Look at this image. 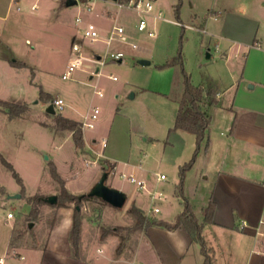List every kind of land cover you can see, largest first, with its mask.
<instances>
[{
    "label": "rangeland",
    "instance_id": "1",
    "mask_svg": "<svg viewBox=\"0 0 264 264\" xmlns=\"http://www.w3.org/2000/svg\"><path fill=\"white\" fill-rule=\"evenodd\" d=\"M223 2L152 0V12L160 11L161 18L147 15L146 30L137 31L135 12L120 5L119 0H76L69 6L65 0H0V99L19 105L13 117L0 107V157L11 164L21 179L19 183L0 159V256L18 253L7 249L9 245L23 246V250L42 248L51 227L59 221L57 211L61 207L42 200L61 194V185L50 175V161L64 180V187L72 193H88L102 178L103 167H108L105 184L125 194L121 207H114L96 196L81 201V251L95 254V249L100 247L102 253H112L109 240L103 237L113 233L118 242L119 235L124 237V247L119 254L131 262L140 239H147V243L163 241L160 232L163 229L157 226L132 229L134 217L130 209L135 206L142 209L146 217L171 220L183 208V199L176 190L180 167L191 159V165L184 172L183 193L197 219H202L201 207L206 204L203 194L206 190L210 192V182L203 179L206 160L210 158L205 151V140L194 156L195 136L178 131L181 137H177L171 131L175 130L172 127L184 87L183 71L195 85H210L216 89L215 82L220 86L228 80L229 63L220 56L224 49L219 39L222 19L217 15L214 19L210 12L211 9L218 11ZM227 4L238 15L230 21L236 25L234 32L242 35L249 32L251 37L257 32L256 37L264 41V0H227ZM176 5L178 17L174 12ZM88 6L91 10H87ZM76 16L80 17L79 22L75 21ZM87 22L95 25L99 38L93 42L81 41L86 59L81 68L63 79L61 75L66 69L71 42L73 38L76 41L81 38ZM115 24L124 28L127 43L121 44V49L125 45L129 49L120 62L104 56L107 49L118 48L113 45L115 42H104ZM147 30L154 31V35L149 36ZM131 43L135 48H130ZM206 52L211 54L210 58H206ZM139 55L146 56L142 58L150 63H137ZM96 56L101 57V62L96 65L95 73ZM174 57L179 58L180 63L167 64ZM14 62L25 65L17 66ZM96 90H100L102 96H97ZM40 91L53 98L60 97L65 103L63 108L55 110L54 114L46 112L50 102L40 99ZM131 92L133 97L129 98ZM92 107L98 109L94 119L89 118ZM58 115L80 121L84 153L77 151L69 130L57 128L55 117ZM215 120L211 130L218 135L224 124L219 121L220 116ZM83 121H91L93 127L82 126ZM102 137L105 140L101 151ZM92 138L96 143H92ZM92 150L102 152L104 157L95 158ZM123 160L140 164L151 182L155 174L163 173L166 178L154 188L160 190L163 197L152 198L145 190L138 189L135 182L121 177L122 172L130 173ZM64 203L70 209L75 204ZM152 205L158 206L159 212H150ZM8 212L10 217H7ZM27 222H34V226L26 228ZM146 249L142 244L143 264L150 263ZM115 251L113 256L117 255ZM13 261L16 260L6 258L4 264ZM201 262L199 245L192 242L182 264ZM133 264L140 263L135 260ZM218 264H223L219 257Z\"/></svg>",
    "mask_w": 264,
    "mask_h": 264
},
{
    "label": "crops",
    "instance_id": "2",
    "mask_svg": "<svg viewBox=\"0 0 264 264\" xmlns=\"http://www.w3.org/2000/svg\"><path fill=\"white\" fill-rule=\"evenodd\" d=\"M218 7V11L211 9L210 12L214 19L216 15L222 19L219 39L224 49L220 56L229 63V68L228 80L220 86L214 83V86L217 85L219 103L212 109V123L207 131L208 145L205 151L211 159L206 160L203 179L210 182V192L206 190L203 195L206 204L209 198L214 201L215 208L212 220L204 224L202 234L207 245L213 249V264H218V257L223 264H264V236L257 234L251 227L257 225L264 206V41L261 37H256L257 32L252 37L249 32L243 35L234 32L236 25L230 21L238 15L232 12L227 0ZM113 45L124 52L129 50L127 45L124 49H121L119 43ZM234 48V60L231 62L230 56ZM217 116H220L219 121L224 124V129L218 135L211 130L217 122ZM178 131L184 134L188 132L175 129L171 134L181 137L180 133H176ZM104 140L102 137L99 141L101 151V142ZM91 141L96 143L94 138ZM91 152L95 153V158L97 155L104 157L102 152ZM106 160L109 162L107 158ZM122 163L130 168L129 174L137 175L136 179L144 180L148 187L154 189L161 182L156 177L151 182L140 164H129L127 160ZM112 165L114 169L115 162ZM57 214L60 216L59 221L51 227L42 248L29 247L23 250V246L9 245L7 249H15L23 255L22 260L8 256L7 259L16 260L10 264H133L135 260L143 264L140 254L142 244L147 246V253H144L149 255L150 263L182 264L192 244L184 228L167 230L159 227L163 229L160 230L164 236L163 241L147 243V239H140L138 249L133 253L131 262H128L121 254L113 256L118 240L112 233L103 237L109 240L112 253H102L100 247L95 249V254L80 250V258L77 259L71 256L68 240L72 209L61 207ZM243 221L246 226H241Z\"/></svg>",
    "mask_w": 264,
    "mask_h": 264
},
{
    "label": "trees",
    "instance_id": "3",
    "mask_svg": "<svg viewBox=\"0 0 264 264\" xmlns=\"http://www.w3.org/2000/svg\"><path fill=\"white\" fill-rule=\"evenodd\" d=\"M126 0H119L123 2ZM175 15L178 17V6L174 8ZM179 57V56H178ZM180 63L179 58L175 60L171 58L167 64L174 65ZM17 66L25 65L23 62H14ZM183 91L179 100L175 120L173 127L174 129H181L192 133L195 136L196 149L194 151V156L200 147V144L205 140V150L207 149V131L212 123V109L218 106L217 90L210 85L198 84L195 85L190 82L189 75L183 71ZM40 99L45 102H51L53 97L44 92L40 91ZM0 107L9 117L17 115L15 108L19 107L16 103L1 100ZM56 126L58 129L69 130L71 137L73 139L74 145L79 153H84V139L83 133L79 128V121L58 115L55 117ZM78 126L77 129H75ZM1 162L11 170L12 174L15 176L16 180L21 183V179L16 171L13 170L11 164L6 162L2 157H0ZM193 159L190 162L180 167V178L178 185L176 187L177 195L181 196L183 199V208L180 210L172 220H164L156 217H146L144 213L137 207L133 206L130 209V213L134 217V224L132 229H140L145 226H157L167 230H173L176 228H184L188 233L190 240L199 245V250L202 255L201 264H213L214 254L212 247L207 245V242L202 234V229L205 223H209L212 220V213L215 208V203L210 198L205 206L201 208L202 219L198 220L196 213L189 200L185 197L183 193V178L184 172L191 165ZM103 171L108 172V167H103ZM49 172L52 179L56 180L61 185V194L57 197L56 202L53 204L57 207L67 206L64 202H74L72 208V218L71 225L69 228L68 240L71 247V256L73 258H80L79 250V232L81 218L80 213V203L83 199H89L94 196H88L86 193L75 194L68 191L64 187V180L60 177L56 170V167L52 161L49 162ZM33 198V197H31ZM42 197H36V199H41ZM44 201V198H42ZM119 242L116 246V254L122 251L124 247L123 241L125 240L123 236L119 235Z\"/></svg>",
    "mask_w": 264,
    "mask_h": 264
},
{
    "label": "built area",
    "instance_id": "4",
    "mask_svg": "<svg viewBox=\"0 0 264 264\" xmlns=\"http://www.w3.org/2000/svg\"><path fill=\"white\" fill-rule=\"evenodd\" d=\"M119 4L135 12L137 16L136 22H135V28L137 31L146 30L147 28L146 16L147 15L153 17L154 19L161 18L160 11H157L155 13L152 12L153 11L152 0H126L123 3L119 2ZM87 10H91V6H88ZM75 21L79 22L80 17L76 16ZM147 34L149 36H153L154 31L147 30ZM98 38H99V34H98V30L96 29L95 25L92 22L85 23L82 28L81 38L78 41H76V39L73 38L71 42L70 52H69L67 63H66V69L61 75L63 79L68 78L74 70L81 68L83 60L86 59V57L84 56L82 52L81 41L83 39H86L90 42H93V41L98 40ZM104 42L106 44H111L112 42L119 43V44H126L127 41H126V37L124 34L123 26L119 24L113 25L107 38L104 40ZM129 46L130 48H135V44L133 43H131ZM104 56L106 58H110L118 62V60L122 61V59L125 56V52L119 49H114V50L107 49L104 53ZM100 59H101L100 56H96V59L93 60L95 69L98 68V66L96 65L98 64V62L99 63L101 62ZM95 69H94V72H95ZM111 78L114 80L115 76H111ZM95 94L97 96H102V92L100 90H96ZM50 103L52 104L54 110H61L65 104L64 101L60 97L53 98ZM97 113H98L97 107H92L90 114H89V118L90 119L96 118ZM82 126L91 128L93 127V123L91 121H83ZM101 145L102 146L104 145V141L101 142ZM120 176L123 178L127 177L131 182H135L137 184L138 189L145 190L149 195L152 196V198H156L160 200L163 197V193L160 190L150 189L144 180L136 179L132 174L126 175L125 173L122 172L120 173ZM155 177L157 181H161L166 178V176L163 173L155 174ZM149 211L156 213L159 211V207L156 205H152ZM10 216H11V213L8 212L7 217H10ZM246 225L247 224L244 221L241 223V226H246ZM251 227L256 231L257 234L264 236V229H261V230L259 229L260 227H264V206H263V214L259 218L257 225L251 226ZM8 256L13 257L17 260L23 259V255L16 253V252H12L11 254L6 255V256L5 255L0 256V264H4L5 259Z\"/></svg>",
    "mask_w": 264,
    "mask_h": 264
},
{
    "label": "water",
    "instance_id": "5",
    "mask_svg": "<svg viewBox=\"0 0 264 264\" xmlns=\"http://www.w3.org/2000/svg\"><path fill=\"white\" fill-rule=\"evenodd\" d=\"M76 2V0H65V4L67 6L72 5ZM206 58H209L210 54L209 52H206ZM120 62V60H118ZM137 63L141 65H146L149 64V60L146 58H138L136 60ZM98 68L95 69V72H97ZM133 97V93L131 92L129 94V98ZM46 112L50 114H54L55 110L52 106L51 103H48L46 106ZM108 172L103 171V176L102 178L97 182L96 185L88 192L86 193L88 196H96L103 200L104 202L114 206V207H121L125 201V194L118 190L114 189L108 185L105 184V180L107 178ZM19 196V195H16ZM57 200L56 195L52 194L44 198L45 202H48L50 204H54ZM34 226V222H27L26 223V228L31 229Z\"/></svg>",
    "mask_w": 264,
    "mask_h": 264
}]
</instances>
